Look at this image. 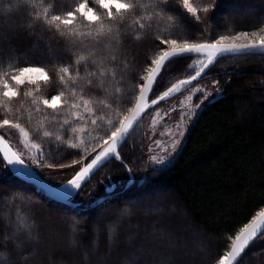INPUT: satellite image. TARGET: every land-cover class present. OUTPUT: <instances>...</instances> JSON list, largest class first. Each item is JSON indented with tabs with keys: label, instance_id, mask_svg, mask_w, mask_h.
I'll use <instances>...</instances> for the list:
<instances>
[{
	"label": "trees",
	"instance_id": "obj_1",
	"mask_svg": "<svg viewBox=\"0 0 264 264\" xmlns=\"http://www.w3.org/2000/svg\"><path fill=\"white\" fill-rule=\"evenodd\" d=\"M79 2L0 0V61L4 62L0 71L10 70V58L19 57L21 64L25 60L35 62L34 66L43 67L51 77L46 85L41 83L37 99L65 91L71 101L69 90L58 79V69L71 65L75 75L74 61L85 55L86 60L79 65L81 78L72 87L78 93L83 89L84 98L92 99L97 116L105 113L108 118L123 110V118L138 94L140 76L146 78L151 59L159 54L156 36H168L160 32L166 22L158 26L153 21L148 27L145 21V28L140 30L134 22L136 17L129 15L119 37L114 25L111 37H101L99 43L85 38L80 43L78 38L61 35L43 20L34 19L43 15L44 7L50 8V15H62ZM194 2L202 6L211 5L213 0ZM92 6L96 7L94 2ZM169 7L173 15L182 12L175 0H169ZM261 14L264 0H219L214 13H200L202 21L206 15L212 17L207 32V22L180 18L186 26L184 35L193 42H211L222 34L256 30L259 24L253 26V19ZM81 23L77 20L74 26ZM229 25L232 32H228ZM193 57L168 63L150 99L189 77ZM101 70L104 76L99 74ZM93 71L96 75L89 76ZM204 77L215 80L221 93L199 112L174 162L141 185L136 184L135 173L145 165V155L140 144L131 143L134 133L119 151L123 163L114 158L108 161L69 199V204L54 202L16 178L0 155V253L6 260L10 264H169L173 260L177 264H217L229 251L230 238L264 211V54L221 57ZM117 87L121 88L118 100ZM30 89L33 87L26 84L19 90L11 105L13 115L8 118L15 121L20 115L18 122L41 145L49 165L69 163L78 157L77 151L55 140L57 134L65 141L70 137V131L60 127L63 119L70 120L68 106L59 116L43 104L35 112L32 98L24 95ZM100 100L112 103V107L104 108ZM44 131L51 132L52 137H44ZM130 178L134 181L128 184ZM155 192L162 194L153 196ZM138 199L142 200L136 202ZM142 207L165 213L155 219L152 214L143 215ZM170 208L178 212L171 215L167 211ZM151 230L166 240L156 236L148 245L142 235ZM197 245L200 249L195 248ZM239 264H264V237L250 246Z\"/></svg>",
	"mask_w": 264,
	"mask_h": 264
},
{
	"label": "snow or ice",
	"instance_id": "obj_2",
	"mask_svg": "<svg viewBox=\"0 0 264 264\" xmlns=\"http://www.w3.org/2000/svg\"><path fill=\"white\" fill-rule=\"evenodd\" d=\"M94 2L95 8L92 6ZM55 0H53V4ZM175 3L179 5L182 12L179 15H173L172 8L169 7V0H148V3L142 2V0H80L76 6L69 11L61 14H49L50 8H43V15H37L34 17L36 20H43V22L49 27V29H55L61 35H67L78 38L80 43L85 42V38H90L97 43L100 42L101 37H111L113 34V26L116 27V36L119 37L121 27L125 24L126 18L129 15H134L135 24L140 29L145 28V21L148 22V27L152 26V22L155 21L158 26L161 22H166L163 27H160V32H167L168 36L158 34L156 36V47L159 48V54L155 58L151 59L150 65L147 70V76H140V83L136 85L139 88V95L136 97V104L134 107L128 109L127 114L123 116V119L119 121V126L113 124L111 119H106V114L101 113L96 115L94 109L91 107L93 101L89 98H84L83 89L78 93L73 85L77 84V81L81 78L79 74V65L86 60L85 55H80L75 61L77 71L73 75L71 71V65L64 64L59 67L58 79L66 90H69V94L72 97L70 101L65 94V91H59L55 95L41 96L39 99L34 95L33 90H29L24 93L25 97H31V103L35 106L34 111H40V104H43L45 108L51 109L56 116H59L65 105L71 110L75 119L84 121L86 124L90 120V127L96 129L102 127L106 122L109 128H114V131L110 132L104 138L103 146L100 151L96 152L93 148L92 151L96 152L95 156L88 160V149L84 146L83 136L85 134L91 135L85 126L75 127L72 126V122L65 118L61 129L64 132L71 131L72 136L68 140L62 139V134L55 135V140L61 143H67L68 147L72 149H82L83 155L80 160H73L70 165H61V167H72L76 164H80L81 167L76 171L75 175L67 181V185L72 189L79 190L82 184L87 178L93 174L94 169L102 165V162L106 161L109 157H114L115 160L123 163L122 157L119 154L118 149L127 141L130 132L135 127L142 114L151 105H156L161 99L168 98L170 94L178 92L181 86L189 85L192 81L197 80L205 72L209 66L213 65L217 58L225 55H256L264 54V14H261L258 18L253 19V26L259 24V27L254 31H238L234 34H222L218 39L214 41L193 42L191 38L184 35L185 27L183 20L180 18L183 16L185 20L194 19L198 23H205V31L207 32L211 27V16H205L204 21L201 20L200 13H214V10L219 5V0H213L211 5H199L194 0H175ZM163 5V7H161ZM137 9H140V14H137ZM184 14H187L184 16ZM81 20L82 23L77 27L74 26V22ZM108 21L109 23H106ZM64 31H61V30ZM84 29H87L86 31ZM228 32H232V26H227ZM179 33L180 35L176 36ZM176 36V38H173ZM139 39V37H137ZM245 40L247 42L241 43L239 41ZM230 41V42H227ZM163 46V47H161ZM170 46V47H169ZM191 54L205 57V60H194V64L199 66V70L195 72V75H191L188 79L181 80L179 84H174L168 88L161 97L157 99H151V104L147 103L150 98L149 94L153 89L160 73L164 70L166 64L173 58L189 57ZM115 59V57H113ZM206 61V62H205ZM35 62H29L25 60L23 64L20 63L19 57L10 58L8 61L9 69L0 71V108L3 109L4 118L0 119V128L10 127L19 130V133L24 137H28V132L18 122L20 115L16 116V120L9 119L8 117L13 115V109L11 107L13 101L19 97V90L26 84L33 86L36 93L41 91V83L47 84L51 77L43 67L34 66ZM154 66V67H153ZM193 67V64L188 66L189 69ZM4 68V62L0 61V69ZM104 76L103 70L99 73ZM96 75L93 71L89 73V76ZM111 75H115L111 73ZM88 84H91V80H88ZM196 91H202V89H196ZM121 88L117 87L115 90V98H120ZM191 99V97H188ZM82 102V103H81ZM99 103L104 108H111L112 103L100 100ZM182 103V102H181ZM200 105H197L199 107ZM23 107V105H21ZM83 107L87 116H84L79 112V109ZM16 113H20V109H16ZM119 114V113H117ZM32 112H29V119H31ZM53 116V120L56 119ZM47 119V116L44 117ZM183 121V114L181 122L177 124L179 128ZM79 133V134H78ZM52 133L44 131L43 136L51 138ZM180 137L183 136V132H179ZM5 137L0 135V140H4ZM75 139L76 142H73ZM97 141L100 137L97 135L93 137ZM157 146L160 145V141L154 142ZM180 143V140L173 139L172 148L175 150ZM32 148L41 152L42 149L39 144L32 143ZM151 147L149 151H151ZM14 159L9 158L5 154L4 159L8 161V164H23L24 161L17 153L12 154ZM151 160L157 164L163 163L164 158H157L152 156ZM54 165H49L53 167ZM127 168V165L125 164ZM17 172H23V169H16ZM130 171V169H129ZM69 195L72 193L69 192ZM264 237V212L260 213L257 218H254L251 223L245 225L244 228L235 236L230 238L231 245L230 250L219 258L217 264H239L240 259L255 241ZM0 264H10V261L6 260L3 253H0ZM127 264V262H126ZM169 264H177L175 260L169 262Z\"/></svg>",
	"mask_w": 264,
	"mask_h": 264
},
{
	"label": "rangeland",
	"instance_id": "obj_3",
	"mask_svg": "<svg viewBox=\"0 0 264 264\" xmlns=\"http://www.w3.org/2000/svg\"><path fill=\"white\" fill-rule=\"evenodd\" d=\"M239 42L245 43L247 41L241 40ZM197 59L205 60V57L197 56V55L193 57L190 63L193 64V67L191 68L190 76L195 75V72L199 70V66L193 63L194 60ZM211 66H209V68ZM208 69H206L205 72L201 75V77H199L197 80L192 81L189 85L181 86L178 92H174L170 94L168 98L161 99L158 104L151 105L149 110L141 119L138 126L132 132V134L134 133V136L132 137L131 143L133 145L140 144L141 146L140 149H143V153L145 155V165L141 166L142 168L141 167L137 168L135 173L137 177V181H136L137 185L143 184L144 181H146V179L152 176L156 171L164 169L174 162L181 147L185 143L186 137L195 119L197 118L199 112L221 93L220 87L215 80L206 79L204 77V74ZM189 77H186L182 80L188 79ZM180 81L181 80L176 81L172 85L179 84ZM167 89L162 90L161 93L155 95L153 99H157L158 97H161L162 94ZM196 89H202V91H196ZM33 93L36 96L34 87H33ZM188 97H191V99H188ZM135 101L136 98L131 107H133ZM149 104H151V99L149 101ZM197 105L200 106L197 107ZM79 112L84 116H87V113L84 111L83 107L79 109ZM122 112L123 110H116L115 112L110 114L109 117L106 119H111L114 125L119 126V121L123 119ZM182 114H183V121L181 123V126L178 128L177 124L181 122ZM70 121L72 122V126L75 127L85 126L88 132L91 133V135L85 134L83 136L85 142L84 146L87 147L89 153L88 156L89 159L85 162H89L91 158L95 156L96 152L100 151L101 147L103 146L104 138L107 135H110L111 131L115 130L114 128H109L106 122L102 127L92 129L89 126L90 120L86 124L84 121L75 119L74 116L72 115L71 110H70ZM22 127H24L25 131L28 132V137H24L22 134H20L18 129L10 128V127L0 128V135H3L5 137L7 143L20 156V158L26 164H28L46 183H48L51 186H59L64 182L68 181L71 177L75 175L76 171H78L79 168L81 167L80 164H76L72 167H68V166L61 167V165L49 167L48 162L46 161V159H44L43 150L41 154V152H38L37 149L31 147L32 143H36V141L33 140L30 131L25 126L22 125ZM181 131L183 132L182 137L178 135V133ZM97 135L100 137L98 143L95 139H93V137H96ZM70 136H72L71 131H70ZM173 139L180 140V143L175 150H173L172 148ZM66 140H68L67 137ZM156 140H159L161 142L159 146H157L154 143ZM73 142H76L75 139H73ZM65 144L68 147L67 143ZM150 147L152 149L151 151H149ZM93 148L96 149V152L92 151ZM70 149L77 151L78 154V157L73 160H80L83 155L82 149H72V148ZM152 156H156L157 158L163 157L164 158L163 163L157 164L153 162L151 160ZM73 160L63 165H70ZM133 181L134 179L130 178L128 184L133 183ZM107 190L109 192L111 189L107 188ZM75 194L76 193L71 194L70 198L73 197ZM161 194H162L161 192H157V193L155 192L152 195L160 196ZM140 200L142 199H138L136 202H140ZM148 210L149 207H142L140 211L145 216L147 215L150 216V214H152L153 216H155L154 217L155 219L156 218L159 219L161 217L160 215L165 213L164 210H159L155 212L152 210L148 212ZM167 211L168 213L170 212L171 215L178 212V210L175 208H170ZM158 214L160 215L158 216ZM147 235L143 234L142 238L147 240L146 243H148V245H150L151 242L153 241L152 238H157L156 236H158V239L161 238L164 241L167 238L166 236L165 238L164 235L157 234L153 230L147 233ZM181 241L182 240L178 242L181 244L182 243ZM169 242L170 241H168V244ZM166 247H169V245H166ZM193 247L194 246L191 244V248ZM195 248L200 249L198 245L195 246ZM151 254L154 255V252H152Z\"/></svg>",
	"mask_w": 264,
	"mask_h": 264
},
{
	"label": "water",
	"instance_id": "obj_4",
	"mask_svg": "<svg viewBox=\"0 0 264 264\" xmlns=\"http://www.w3.org/2000/svg\"><path fill=\"white\" fill-rule=\"evenodd\" d=\"M190 56H196V54H191ZM230 56H240V55H225V56H222V57H230ZM179 58H184V57H179ZM179 58H173L171 61L179 59ZM219 58H221V57H219ZM219 58H217V59H219ZM170 62H168V63H170ZM161 73H160V75H161ZM160 75H159V77H160ZM159 77H158V79H159ZM155 84L153 86V89L155 87ZM153 89H152V91L149 94L150 97H151V94L153 92ZM138 95H139V92H138ZM217 98L218 97L214 98L212 101H215ZM149 101H150V98L147 100L148 104H149ZM136 102L137 101H135L134 105L136 104ZM134 105H133V107H134ZM149 108L146 109L145 112L142 114L141 118L138 120V122L136 123L135 127L133 128V130L130 132L128 138L130 137L132 132L135 130V128L138 126V124L140 123L141 119L146 114V112L149 110ZM128 138H127V140H128ZM124 144L125 143H123V145ZM123 145L118 149V151H120V149L123 147ZM14 152L15 151L13 150V148L7 143V141L5 139L4 140H0V155L3 158V160L5 161V163L10 167V169L12 170V172H13V174H14V176L16 178H18L19 180L23 181L28 186L34 188L37 192L42 193L47 198H50L54 202L63 203V204H69L68 202H69V199H70V195L68 193L71 192L72 194H74V193H76L78 191L77 189H72L71 186L67 185V181L64 182L63 184L59 185V186H51V185H49L25 162L23 164H8V161L6 159H4L5 154H7V156L9 158L14 159V157L12 155ZM113 158L114 157H109L106 161L102 162V165H100L96 169H94L93 174H91L87 178V180L82 184V186L86 182H88L92 178V176H94L108 161H110ZM16 169H23L24 171L23 172H17ZM258 216H256L255 218H257ZM249 248L246 249L245 253L247 252V250Z\"/></svg>",
	"mask_w": 264,
	"mask_h": 264
}]
</instances>
